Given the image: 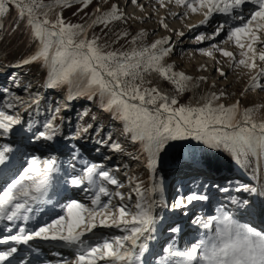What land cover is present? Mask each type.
Instances as JSON below:
<instances>
[{
  "label": "snow or ice",
  "instance_id": "1",
  "mask_svg": "<svg viewBox=\"0 0 264 264\" xmlns=\"http://www.w3.org/2000/svg\"><path fill=\"white\" fill-rule=\"evenodd\" d=\"M131 2L136 3L137 0ZM172 2L167 0V3ZM174 2L184 9L180 13H172L177 18H187L189 14L203 16L199 25H192V28L215 23L214 16L225 17L224 21L215 23L211 33L202 32L196 36V40L203 43L214 41L224 33L221 42L212 43L209 48L201 47L198 51L213 58L214 53H220L233 71L243 68L255 72L249 87L251 90H264V67L258 63H264V0ZM73 3L81 4L82 8L78 10L82 11L93 0H53L52 4H45L44 0H10L38 43L35 52L21 60L18 66L42 62L49 68V88L69 85L71 96L98 98L105 111L124 123L131 140L140 143L153 171L161 154L172 147L170 142L174 141L191 139L211 147H224L236 154L237 159L251 152L264 153V120L257 122L254 119L257 108L241 109L240 101L232 105L216 104L215 101L225 93L215 92L203 104L180 105L175 96L161 92L157 87L145 86L151 83L145 81V74L152 72L171 82L177 93L189 91L190 85L199 86L192 85L193 77L174 71V65L162 63L172 52L170 37L130 51H106L108 45L100 43L101 36L93 35L89 39L88 32L95 26H102L103 30L113 22L126 20L124 11L118 4L104 10L97 0L94 18L88 25L67 22L62 12L55 19L50 17L53 7L68 8ZM157 3L165 6L166 0H157ZM247 5L252 7L247 8ZM7 10L6 0H0V14ZM160 24L165 29L169 27L163 19ZM127 35V32L123 33L124 37ZM144 35L139 33L132 42L142 41ZM177 35L183 37L185 33L181 31ZM230 42L239 49L238 54L222 46ZM218 71L221 77L226 76L222 69ZM199 79L206 81V77ZM4 92L8 96L3 99L0 94V134L8 135L15 126L23 123L18 109L26 111L33 103L38 105L40 99L33 96L26 100L9 89H4ZM58 112V108L54 109L53 115L41 125L42 130L34 132L31 139L55 141L61 134L55 122V113ZM91 128L92 124H88L78 129L73 138H79L81 133H88ZM31 130L32 125L29 124L28 131ZM111 139L108 136L98 143L107 144L112 151L123 152L120 143H108ZM12 151L8 145L0 146V165L7 164L8 153ZM138 158L132 156V159ZM78 163L81 165L79 169ZM62 165L65 166L63 175L57 181ZM9 171L10 181L5 180L0 185V224H4L0 230L4 233L0 236V245H8L6 250H0V264H11L10 258L17 252L13 245H27L37 238L59 241L74 250L72 260L58 261L57 264H145V254L149 251L147 240L153 238L152 233L156 230L157 218L153 210L159 205L157 201L146 199L142 183L133 187L138 199L130 206L126 202L132 199L130 193L126 196L121 191L110 189V186L116 189L125 187L113 171L103 164L82 159L75 145L67 161H61L52 154L46 157L31 155L24 158L20 168H9ZM128 180L132 184L133 178ZM70 189L83 195L79 198L64 195ZM156 190L154 187L153 191ZM220 191L229 189L221 188ZM235 191L257 194L260 190L244 184L236 187ZM208 199L207 194L193 191L175 198L171 208L185 209L194 201ZM236 203L245 210L249 207L246 199ZM44 205H52L59 211L47 221L30 226ZM192 223L206 231L183 250L170 244L164 249L165 255L160 257L158 264H264V229L241 222L223 205L216 208L215 215L197 218ZM97 228H116L124 234L97 235L94 231ZM169 230L176 234L181 231L179 226ZM89 234L91 238L85 239Z\"/></svg>",
  "mask_w": 264,
  "mask_h": 264
},
{
  "label": "rangeland",
  "instance_id": "2",
  "mask_svg": "<svg viewBox=\"0 0 264 264\" xmlns=\"http://www.w3.org/2000/svg\"><path fill=\"white\" fill-rule=\"evenodd\" d=\"M44 3L52 4L53 0H44ZM99 4L104 10H108L113 4H118L124 11L126 20L113 22L107 29L103 30L102 26L92 27L88 32L89 39L93 35L101 36L100 43L108 45L106 51H130L141 45L149 46L158 39L170 37L172 52L164 58L162 63L165 66L174 65V71L186 73L193 77L192 85H199L198 87L190 85L189 91L177 93L171 82L165 81L159 74L152 72L145 74V81L151 82L150 84L146 83V87H157L161 92L175 96L180 105L191 104L193 106L205 103L213 92L217 94L225 93L221 99L215 101L216 104L232 105L236 101H240L241 109L244 107L258 109L254 114V119L257 122L264 120V90L260 88L251 90L249 87L252 82L251 76L256 73L243 68L233 71L229 68L227 59L220 53H214L215 58H213L202 55L198 51L201 47L209 48L212 43L221 42L224 33H221V36L216 37L214 41L206 40L203 43L197 41L196 36L202 32L211 33L214 30L215 23L224 21L225 17L214 16L213 21L215 23L210 22L206 26L192 28V25H199L203 16L189 14L187 18L183 19L173 16L172 13L184 11L175 4L174 0L172 3H167L166 0L165 6H161L157 3V0H137L136 3H132L131 0H99ZM6 6L8 10L0 14V94L3 95V99H7L8 94L4 92V89H9L12 93L26 100L38 96L40 103L38 105L33 103L26 111L24 108L18 109L23 123L15 126L12 133L8 135L0 134V146L8 145L13 149L11 153H8L9 160L7 164L0 165V184L11 179V172L9 169L7 170L8 163L13 167L10 168L18 169L26 156L46 157L49 154L55 155L60 149L63 151V154L59 155L63 158L61 160L67 161L71 157L73 145H75L79 150L80 157L84 160L104 162L111 158L113 164L112 162L108 163L111 165L109 169L114 174L117 171L121 175V177H116L125 187L116 189L115 186H110V189L121 191L126 196L130 193L132 199L126 201L130 206L134 205L138 199L135 192L132 191L136 183H142L148 201L158 202L159 206L153 210V214L157 218L156 230L152 233L153 238L147 240L149 251L145 254V264H158L160 257L165 255L164 249L170 244H174L177 249L183 250L191 242L198 239L199 235L206 230L193 224L192 221L200 217H207L208 214L205 213H211L210 204L213 207L212 202L209 200L207 201L210 203H207V201H194L187 208L179 210H173L171 204L179 195L191 193L193 190L192 185L196 187L195 183L201 181V178L204 179L201 181L203 183L201 186H204L205 178H208L210 180H207L208 184L215 182L213 185L219 186L220 189L230 188L229 192L224 193L233 195L236 192V187L244 185L250 180L246 179V176L241 177L242 173H239V171L243 172L245 165L250 166L249 173L252 177L255 174V168L258 167V164L253 152L242 155L237 159L236 154L224 147H211L201 141L191 139L174 141L170 142L172 147L161 154V158L153 171L148 166L147 154L141 151L140 143L131 140V134L125 130L124 123L116 119L112 113L105 111L98 98L90 99L86 96H72L73 98H70L69 85L49 88L47 86L49 68L42 62L18 66L21 60L35 52L38 43L30 34L25 19L18 16L15 5L10 4V0H6ZM96 7L97 0H93V3L82 11L78 10L82 8L79 3H73L68 8L55 6L49 15L52 19H55L57 14L62 12L67 22L88 25L94 18L93 14ZM246 7L250 8L252 6L247 5ZM46 10L41 9V11ZM162 19L168 24V29L160 24ZM181 31L185 33L183 37L177 35ZM125 32L128 34L127 37L123 36ZM141 32L145 34L142 41L133 43V38ZM222 46L234 53L238 54L239 52V49L234 47L231 42ZM258 63L261 67H264V63L259 61ZM218 69H222L226 76L221 77ZM200 77H206V81H201ZM245 89H248V91L245 92ZM202 97L204 99H201ZM70 99L75 100V103L69 104ZM66 104H69L68 107H65ZM56 108L59 109V112L55 113V122L59 125L61 134L53 142L40 140L36 142L35 146L31 147L30 139L33 133L41 129V125L53 115V110ZM11 112L12 110H10V114ZM84 113H87V115H83ZM240 118L242 121V112ZM29 124L32 125L31 131H28ZM88 124H92V128L89 129L88 133H81L79 138H73L78 129L86 127ZM108 136L112 138L108 142L109 144L113 141L118 142L123 146L124 151L115 152L110 150L107 144L98 143L100 140L107 139ZM62 145L66 147L62 149ZM132 156L139 158L132 159ZM195 159L200 160L199 165L193 163ZM261 164V182L264 187V153L261 154ZM80 167L81 165L78 163L77 168ZM119 168H124L125 171L117 170ZM4 169L7 170L6 174L3 172ZM63 169L61 174L56 177L57 181L61 179ZM257 172L259 173V170ZM129 177L133 178L132 184H129ZM229 178L232 181H237L238 184H229ZM192 182L193 184H191ZM154 187L158 190L153 191ZM70 190L72 193L77 192L79 195H83L78 190ZM215 193V196L218 197L224 194L222 191H215ZM262 195L264 196V191ZM248 197L259 198L257 195ZM243 198L241 196L239 200L242 201ZM227 199L229 207L233 203L232 200L238 201L234 196H229ZM249 207L251 212L244 214L247 217L246 220H249L248 217H252L255 223L263 228L264 220L259 223L256 222V219L259 216L258 214L264 215V207H260L258 203L253 204L250 202ZM43 208H47L48 212L55 209L52 205H44ZM261 208L263 212H261ZM39 215H41V218L44 216L42 213ZM53 216H50V218ZM238 218L243 222L244 218L239 216ZM4 223L10 224V222ZM173 226H179L181 231L178 234L172 233L169 229ZM94 231L97 235L103 236L124 234L116 228H97ZM90 238L91 234L85 237V239ZM28 258L31 257L23 254L18 261L28 260ZM73 258L74 253H71L65 260H72ZM52 264H57V262Z\"/></svg>",
  "mask_w": 264,
  "mask_h": 264
},
{
  "label": "bare ground",
  "instance_id": "3",
  "mask_svg": "<svg viewBox=\"0 0 264 264\" xmlns=\"http://www.w3.org/2000/svg\"><path fill=\"white\" fill-rule=\"evenodd\" d=\"M70 98H73V97L71 96ZM70 100L71 101H70L69 104H72L73 102L75 103V100H73V99H70ZM69 104H66L65 107H68ZM36 142H37L36 140L30 139L31 147L35 146ZM65 147L66 146L62 145V149H64ZM64 153H65V151H64ZM60 154H63V151L61 149L58 152H56V154H55L61 160L63 158L61 156H59ZM253 154H254L255 160H256V162L258 164V167L255 168V174L253 175V177L249 173V171H250V166L249 165H245L244 168H243V172L239 171V173H242L241 177H245L246 176V179L247 178L250 179L248 182H246V184L254 186V187H257L260 191H258L257 194H249V193H245V192H237L236 191V192H234L233 195H231L229 193H224L222 191L224 194H222L220 197L213 196L214 198L212 197L210 199V202H212L213 207H211V204H210L211 213L206 212L205 214H208L207 216L215 215L216 214V208L221 206V205H223L225 207L226 211H231V212L235 213V216H236L237 219H239L238 216L242 217V218H244L243 222L251 223L253 226L257 227L258 229L262 228L258 224L255 223V221L253 220L252 217H248L249 220H246L247 217L244 214L246 212H251L250 211L251 210L250 207H247L246 210L242 209V208H240L238 206V204L236 203V200H232L233 203L230 204V207L227 205L228 204L227 203V200H228L227 198L229 196L230 197L234 196V198L238 199V201H240L239 199H241V196H242V197H244L243 198L244 200L246 199L250 203H253V204L258 203L260 205V207H264V198H263L264 196L262 195V193L264 191V189H263L264 187L262 186V182H261L262 181V178H261V175H262V173H261V171H262L261 154H257L256 152H253ZM61 161H63V160H61ZM94 162L103 164L105 167L110 168L111 165H109L108 163L109 162L111 163L112 160H111V158H108V160L104 161V162L103 161H94ZM193 163L196 164V165H199L200 160L199 159H195ZM112 164H113V162H112ZM122 165H120V167H122ZM10 167H12V166L8 163L7 170ZM64 167L65 166H62V169ZM7 170L4 169L3 172L6 174ZM117 170H122V172L125 171L124 168H119ZM257 170H259V173L257 172ZM115 172H116L115 175L117 177H119V176L121 177V175L119 173H117V171H115ZM198 180H199V178H198ZM203 180L204 179L201 178V181H203ZM201 181H199L197 183H195V181H194V183H195L196 186L197 185L200 186V185L203 184ZM228 181H229L228 183L231 184V185L238 184V183H236L237 181H235V180L232 181L230 178L228 179ZM206 184L212 186L213 184H215V182L214 183L210 182L209 184H208V182L207 183L205 182L204 185H206ZM0 185H2V184H0ZM227 189H229V191H230V188H227ZM229 191H227V192H229ZM64 195L75 196L76 198H79L81 196L77 192L72 193L71 190H69ZM254 195H257V197H259V198L257 199V198H249L248 197V196H254ZM210 202L207 201V203H210ZM227 208H229V209H227ZM58 211H59L58 208H55L53 211H49V212H48L47 208L46 209L43 208L42 210H40L37 213L36 220L32 221L33 223L30 222V226H33L36 223H42L43 221L48 220V218H50V216H53V214L58 212ZM261 212H263L262 208H261ZM40 213H42L44 215L43 218H41V215H39ZM258 215L259 216H258L257 219H259V220L257 221V219H256V222L262 223L263 220H264V215H262V214H258ZM3 226H4V224H0V230H2ZM1 233H2V235L4 234L2 231H0V234ZM2 235H0V236H2ZM13 246H15L17 248V252H15L13 254V256L10 258L11 264H15V263L22 264V262H23V264H44V262H48V264H52V263H55V262H58V261L65 260V259H67V256H69L71 253H74V250L71 247L64 245L62 242H57V241L55 242V241H50V240L46 241V240H42V239H39V238L30 241L29 244H27V245L21 244V245H13ZM7 247H8V245H0V250H6ZM23 254H26V255H28L31 258H28V260H20V261H18V259H20V257H22ZM6 264H7V262H6Z\"/></svg>",
  "mask_w": 264,
  "mask_h": 264
}]
</instances>
